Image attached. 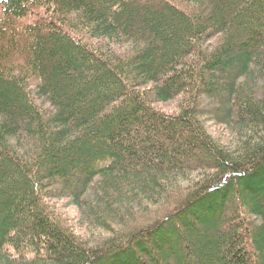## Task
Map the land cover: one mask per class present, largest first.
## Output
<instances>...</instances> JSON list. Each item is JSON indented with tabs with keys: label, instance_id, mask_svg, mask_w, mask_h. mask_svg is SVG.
Here are the masks:
<instances>
[{
	"label": "trees",
	"instance_id": "obj_1",
	"mask_svg": "<svg viewBox=\"0 0 264 264\" xmlns=\"http://www.w3.org/2000/svg\"><path fill=\"white\" fill-rule=\"evenodd\" d=\"M0 264H264V0H0Z\"/></svg>",
	"mask_w": 264,
	"mask_h": 264
},
{
	"label": "rangeland",
	"instance_id": "obj_2",
	"mask_svg": "<svg viewBox=\"0 0 264 264\" xmlns=\"http://www.w3.org/2000/svg\"><path fill=\"white\" fill-rule=\"evenodd\" d=\"M159 107H163L162 110H164V111H168V112H169L170 109H171V106H166V105H162V106H159ZM54 207H55L56 210H58L59 212L65 214V217H66L68 220H70L71 222L74 221L73 218L76 216V214H75L76 211L74 210V208H72V207L66 205L64 201H60V202H58V204L55 205Z\"/></svg>",
	"mask_w": 264,
	"mask_h": 264
}]
</instances>
